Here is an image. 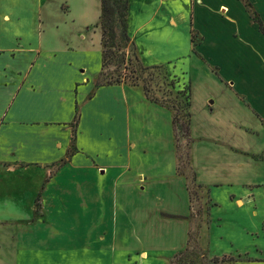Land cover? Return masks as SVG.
I'll return each instance as SVG.
<instances>
[{
  "label": "crops",
  "instance_id": "obj_1",
  "mask_svg": "<svg viewBox=\"0 0 264 264\" xmlns=\"http://www.w3.org/2000/svg\"><path fill=\"white\" fill-rule=\"evenodd\" d=\"M169 1L173 2L171 6H190L191 43L188 56L195 66L206 69L209 78L225 84L228 87L226 90L234 93L236 110L241 116L240 120L232 122L235 140L228 133L222 139L213 136L212 125L198 130L191 113L193 154H190V164L196 180L208 186L203 182V171L216 170V164H219L226 182L241 184L249 189L241 194L244 197H238V204L245 203V199L253 203L256 196L253 189L264 185V31L254 17L256 14L264 24V10L258 0ZM146 2L148 0H144ZM60 3L67 4V10L60 17L59 11L48 12L46 16L39 14V24L45 29L39 32L37 42L34 41L35 32L14 33L12 37L5 34L7 26L26 25L24 14L4 11L1 17L0 210L20 204L34 205L39 193L44 205L61 202L53 198V191L59 196L68 189L67 184L60 187L53 185V180H47L50 171L46 167L64 158L70 161L71 157L76 161L83 155L107 170H101L105 176L101 183L84 177L88 180L82 183V187L78 186V193L87 190L95 192V203L98 204L100 201L110 204L111 200L115 206L126 208V217L127 214L133 216L130 213L135 209L133 207L153 209L154 212L155 208L164 210L162 199L173 193L167 189L162 190V195L157 194L154 177L136 158L132 159V151L128 150L131 141L137 148L143 144L141 138L132 134V127L137 121L136 117H132L133 105L129 98L140 87L124 82L97 86L96 80L94 82L102 67L101 0H59ZM150 3L156 8L153 14L156 19L165 2L150 0ZM199 18L202 21L199 22ZM168 19L177 25L174 13ZM151 20L145 19L140 29L144 30ZM156 25L159 26V23ZM92 59L93 62H90ZM110 87L120 90L124 99L120 111H102L98 116L91 117L86 115L85 109L92 104L95 94ZM144 95L154 108H163ZM204 106L211 111L214 107L221 108L216 106L214 99ZM191 107L192 101L190 112ZM224 121L227 122L226 119ZM147 124L145 122L143 127H148ZM150 130L155 132L154 127ZM246 135L247 143H250L248 146ZM73 141L77 149L72 154ZM205 142L217 148V157L213 155V149L202 148ZM200 149L207 162L203 165L204 169L198 168L194 158ZM175 163L174 155V169ZM133 167L136 168L134 171L130 169ZM137 172L143 174V180L137 186L140 196L133 203L134 188L130 177ZM173 177H178L174 171ZM178 178L185 189L183 198L180 199L181 204L179 200L172 199L176 211L168 212L184 215L189 212V196L184 178ZM230 195L236 197L234 192ZM155 213L158 219L185 224L184 237L187 241L190 224L186 218L172 215L164 218ZM184 248L185 245L180 250ZM238 264H264V258L250 257Z\"/></svg>",
  "mask_w": 264,
  "mask_h": 264
},
{
  "label": "rangeland",
  "instance_id": "obj_2",
  "mask_svg": "<svg viewBox=\"0 0 264 264\" xmlns=\"http://www.w3.org/2000/svg\"><path fill=\"white\" fill-rule=\"evenodd\" d=\"M128 1V32L136 43L135 52L144 66H159L142 71L130 52L128 67L119 69L122 74H128L126 78L122 76L124 83L133 86L136 82L135 86L140 87L129 98L133 105L132 117L137 121L132 134L141 138L143 144L137 148L131 141L128 150L132 151V159L136 158L154 177L157 194L162 195V190L167 189L173 193L162 199L164 210L155 208V212L164 218L168 215L186 218L190 224L187 241L185 224L158 219L153 209L133 207L135 209L130 211L133 216L127 214L126 217V208L115 206L111 200L110 204L103 201L95 203L93 191L78 193V186L82 187V183L88 180L84 177L101 183L105 178L101 170H107L83 155L76 161L71 157L70 161L64 158L46 167L50 171L47 180H53V185L67 184L68 189L59 196L53 191V198L61 202L44 205L39 193L34 205L20 204L0 210V218H4L0 220V264H214L211 261L214 256L225 254L235 257L231 264H238L250 257L264 258V185L253 189L256 194L253 203L245 199V203L238 204V197H244L241 194L249 189L226 182L219 164H216V170L203 171V182L209 185L199 184L190 164L192 138L178 132L173 124L176 114L185 125L189 123L190 84L191 113L198 130L212 125L213 136L222 139L228 133L236 140L232 135L236 134L231 130L232 122L241 118L236 110L234 93H229L225 84L209 78L206 69L195 66L188 56L190 6H171L173 2L164 0L155 19L156 8L151 6L150 0L146 3L144 0ZM258 1L264 10V0ZM66 6V3L59 4V0H0V22L4 11L24 14L26 25L7 26L5 34L12 37L14 33L35 32L34 41L37 42L39 32L45 29L39 24V14L46 16L48 12L59 11L60 17L67 10ZM172 13L176 16L177 25L175 21L169 22ZM147 18H152V22L149 21L148 26L141 30L140 26ZM149 29L151 32L147 33ZM193 39L195 41V35ZM115 68L111 66L108 73L117 76ZM133 69L137 71L133 72ZM143 85L157 101L148 99L163 108L157 109L148 103ZM119 92L117 88L110 87L95 94L94 101L85 109L86 115L98 116L102 111L119 112L124 101ZM211 99L221 108L214 107L211 111L205 107ZM145 122H148L146 128L143 127ZM150 127H154L155 132ZM247 137L246 146L250 144ZM205 143L202 148L213 149V155L217 157V148ZM76 149L73 141L72 154ZM204 157L201 149L194 156L199 169H204L203 165L207 164ZM130 169L134 171L136 168ZM173 171L175 176L184 178L188 190L189 212L184 215L169 213L176 211L172 199L179 200L181 204L185 190L182 180L173 177ZM142 176L137 172L130 177L134 188L133 203L140 196L137 186L143 180ZM232 192L236 193L235 198L231 197ZM184 245L185 248L180 250Z\"/></svg>",
  "mask_w": 264,
  "mask_h": 264
},
{
  "label": "trees",
  "instance_id": "obj_3",
  "mask_svg": "<svg viewBox=\"0 0 264 264\" xmlns=\"http://www.w3.org/2000/svg\"><path fill=\"white\" fill-rule=\"evenodd\" d=\"M128 10V0H101V14L99 25L102 29V67L96 79L97 86L123 82L122 76H125L126 78L128 74H122L119 69H121L122 67H128L127 61H131V58H128V53L130 52H132L137 66L141 68L142 71L159 67L158 65H154L152 67L144 66L140 61L138 54L135 52L137 47L128 32ZM254 17L255 20L259 23L261 30L264 31V24L262 20L256 14ZM113 65L116 67L115 71L118 72L117 76L113 75V73H108V69ZM135 71H137V69H133V72ZM133 85H137V83L134 82ZM143 89L148 98L157 101L154 97L149 95V89L146 85H143ZM189 96L190 98L188 106L190 109L191 84ZM188 113L189 123L187 125L179 120V115L176 114L173 116V124L175 129H177L178 132H184L186 136H190L191 134V112ZM187 248L189 249V244ZM240 256L241 255H239V257ZM233 260H235V257L233 255L227 254L223 256H214L211 259L214 264H223L225 262H231Z\"/></svg>",
  "mask_w": 264,
  "mask_h": 264
}]
</instances>
